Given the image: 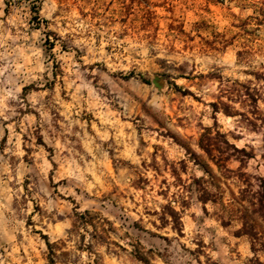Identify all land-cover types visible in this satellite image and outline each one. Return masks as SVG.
I'll use <instances>...</instances> for the list:
<instances>
[{"label":"rangeland","instance_id":"1","mask_svg":"<svg viewBox=\"0 0 264 264\" xmlns=\"http://www.w3.org/2000/svg\"><path fill=\"white\" fill-rule=\"evenodd\" d=\"M5 2L0 264H264V0Z\"/></svg>","mask_w":264,"mask_h":264},{"label":"trees","instance_id":"2","mask_svg":"<svg viewBox=\"0 0 264 264\" xmlns=\"http://www.w3.org/2000/svg\"><path fill=\"white\" fill-rule=\"evenodd\" d=\"M5 3H6V6H8V4H9L8 0H6ZM37 19H40V18H37ZM213 105L215 107L214 110H216L217 106L215 104H213ZM224 111H225V113H229L227 110H224ZM225 143L228 146L233 148V152H238V153L241 152V153H243V155L245 157H248V158L252 157V155L249 152H247L246 150H244L243 148H241V149L236 148L235 146H233V144H228L227 140H225ZM199 146L204 150V152L209 157H211V149H210V147L207 144H203L202 141H199ZM201 165H202L203 169L206 172H208L209 168H208L207 164H201ZM263 193H264V191H263ZM77 208L78 207L75 206L74 209H73V215H72V217H73L72 227L73 228H78V229L79 228H84V229H86L87 225H91L94 228H96L97 225H96L94 219L95 218H97V219L100 218V219L104 220V218L100 217L96 213H92L89 210L79 211V210H77ZM106 222L108 223L109 227H111V223L108 220H106ZM102 229H103V231H107L108 230V229L104 228L103 226H102ZM247 234L253 239H255V237L257 235V233H255V232L253 233L251 230H249V232H247ZM42 237L44 238L45 244H46L47 249H48V254H47L48 264H56L57 255H56V253L54 251L55 244L49 242L48 237L46 235H42ZM260 243H261L260 245H262L264 247V242H260ZM252 249H253L254 252H256V251H264V250H262V248H257L254 243L252 244ZM133 255L138 260L146 261V258L144 256H142L141 254H139V252L137 250H133ZM257 263L258 264H262V262H260L259 260H257Z\"/></svg>","mask_w":264,"mask_h":264},{"label":"water","instance_id":"3","mask_svg":"<svg viewBox=\"0 0 264 264\" xmlns=\"http://www.w3.org/2000/svg\"><path fill=\"white\" fill-rule=\"evenodd\" d=\"M153 85L158 88L161 89L162 87V81H161V77L159 76H154L153 80H152Z\"/></svg>","mask_w":264,"mask_h":264}]
</instances>
